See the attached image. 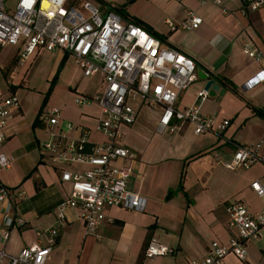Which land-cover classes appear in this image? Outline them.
<instances>
[{
    "label": "crops",
    "instance_id": "1",
    "mask_svg": "<svg viewBox=\"0 0 264 264\" xmlns=\"http://www.w3.org/2000/svg\"><path fill=\"white\" fill-rule=\"evenodd\" d=\"M222 1L224 8L230 11L228 14H223L221 8L213 4L201 6L195 0H133L120 14L124 20L151 31L167 48L191 58L197 72L203 71L219 86L215 98L198 103L197 96L203 91L204 82L197 78L179 95L175 108L184 110L196 105L202 115L216 116L215 126L223 120L229 121V126L220 136L214 133L196 136L191 125L180 126L172 135L160 134L157 125L161 109L147 105L136 107L135 125L122 126L120 132L121 144L134 154L125 190L145 201L144 210L106 208L94 236L85 234L78 209L67 210L47 264H189L201 261L207 257L212 243L227 245L232 236L225 211L228 204L239 202L252 215L263 208L264 202L250 186L254 182L264 185V164L255 163L248 170L229 171L221 163L231 160L237 146L262 142L264 153V133H257V124L264 132V84L245 88L261 71L262 64L247 58L243 52L245 45H251L264 56V6L242 15L240 9L248 0ZM96 5L106 10L123 6ZM189 11L202 20L201 26L193 31L180 28ZM43 52L50 53L38 49L30 60H36ZM55 52L59 54L55 63L58 71L49 82L51 87L44 101L45 108L39 98L32 116L26 118L19 100L5 129L0 150L10 161L9 168L0 173L1 183L22 194L15 200L14 212L22 219L24 227L13 228L7 241L2 240L0 214V251L11 257L35 244L36 232L54 225L56 208L71 190L70 184L60 181V174L50 166L40 149V144L47 139L44 112L50 108L60 109L63 122L90 129L89 142H103L95 132L99 107L95 104L78 107L74 102L76 97L99 94L101 88L94 94L88 93V81L97 78V86L102 87L100 77L85 78L78 68L81 75L78 83L82 85L79 90L78 86L70 88L71 104L64 102L48 107L67 61L72 59L62 51ZM221 91L224 94L219 96ZM12 94L15 93L7 88L6 93H0V99ZM142 108L155 111L149 127L137 122ZM120 164L122 161L117 162ZM152 240L171 249L172 254L164 258H144V248ZM246 249L245 260L228 255L224 263L260 264L264 258V229L259 239L249 242Z\"/></svg>",
    "mask_w": 264,
    "mask_h": 264
},
{
    "label": "built area",
    "instance_id": "2",
    "mask_svg": "<svg viewBox=\"0 0 264 264\" xmlns=\"http://www.w3.org/2000/svg\"><path fill=\"white\" fill-rule=\"evenodd\" d=\"M201 6L213 4L228 11L222 0H195ZM264 6V0H248L241 9L256 11ZM234 14V12H231ZM202 24L201 18L189 11L180 24L182 30L193 31ZM168 27L174 29L171 23ZM11 46L18 50V61L24 64L38 49L47 52L62 51L72 57L83 77H100L102 91L92 97H76L75 105L95 104L100 113L95 132L103 142L88 141L90 129L74 126L61 120V110L50 108L43 114L47 126V139L40 144L48 163L60 174V181L70 184L67 199L56 208L54 225L36 232V243L11 257L0 251V264H47L60 229L65 223L67 210H79L85 234L94 236L100 225L102 212L109 207H123L142 212L145 201L127 193L126 180L131 173L134 154L121 144L122 126L136 122L139 105L161 109L157 125L158 133L174 134L182 125H191L196 136L214 133L220 136L229 126L223 120L217 126L216 116L202 115L195 105L177 110L179 95L197 80L194 61L172 48L145 28L124 18L114 10H106L89 1L78 0H18L14 10L0 0V48ZM247 58L262 64L261 71L245 88L264 84V56L262 52L245 45ZM207 98L201 91L197 102ZM19 99L15 94L0 99V150L5 139V129L17 109ZM262 142L237 146L231 160L221 163L229 171L248 170L255 163L264 164ZM118 161L122 164L117 165ZM10 161L0 151V173L7 170ZM254 194L264 202V185L254 182L250 186ZM20 191L8 189L0 181V214L2 216V240L7 241L13 228L24 227L22 219L14 212L15 200ZM232 232L227 245L212 243L206 258L189 264H225L228 255L243 261L246 246L257 241L264 229V206L255 215L249 214L239 202L225 208ZM172 250L150 241L143 257L157 259L172 254Z\"/></svg>",
    "mask_w": 264,
    "mask_h": 264
},
{
    "label": "rangeland",
    "instance_id": "3",
    "mask_svg": "<svg viewBox=\"0 0 264 264\" xmlns=\"http://www.w3.org/2000/svg\"><path fill=\"white\" fill-rule=\"evenodd\" d=\"M17 1L18 0H5L7 9L13 11ZM104 1V6H120L126 2V0ZM16 51L17 48L11 46L0 48V93H6L7 88L12 92L10 87H17L15 95L21 101L25 117L30 118L37 108L39 98L42 100L44 108L46 106L44 105V101L51 87L49 86V82H51L52 77L56 75L58 71V64L55 66V63L59 54L55 51L50 53L43 52L36 60L29 59L24 64H20L18 58L15 56ZM61 71L62 69L59 72ZM67 76H69V79ZM78 82H81L79 69L75 65L73 59H69L55 87V92L48 107L60 106L64 102L71 104L69 94H71L72 91L69 90L77 86L78 90L81 89L82 84L80 85ZM88 84V93L94 94L95 91L99 92L100 88L101 91L103 89V87L97 86V78L89 80ZM154 112V110L142 108L137 122L142 126L149 127L154 117ZM252 125L254 126L255 123ZM257 126V133H264L261 126L259 124H257ZM260 264H264V258Z\"/></svg>",
    "mask_w": 264,
    "mask_h": 264
},
{
    "label": "water",
    "instance_id": "4",
    "mask_svg": "<svg viewBox=\"0 0 264 264\" xmlns=\"http://www.w3.org/2000/svg\"><path fill=\"white\" fill-rule=\"evenodd\" d=\"M197 78L204 82L203 91L207 93V98L213 99L217 96L219 86L214 83V81L211 79V77L207 74H205L203 71L197 72ZM224 94V91H221L219 93V96H222Z\"/></svg>",
    "mask_w": 264,
    "mask_h": 264
},
{
    "label": "trees",
    "instance_id": "5",
    "mask_svg": "<svg viewBox=\"0 0 264 264\" xmlns=\"http://www.w3.org/2000/svg\"><path fill=\"white\" fill-rule=\"evenodd\" d=\"M84 1H89V2H92L93 4H102V5H104V3L101 1V0H78V2H84ZM133 0H126V3L123 5V6H121V7H111V10H117V12L118 13H120V14H123V10H124V8L130 3V2H132ZM136 24V23H135ZM138 25V24H137ZM148 30V29H147ZM148 32H150L153 36H155L156 38H158L155 34H153L151 31H149L148 30ZM159 39V38H158ZM11 88V90H12V92L13 93H15L16 92V88L17 87H10ZM148 244V243H147Z\"/></svg>",
    "mask_w": 264,
    "mask_h": 264
}]
</instances>
